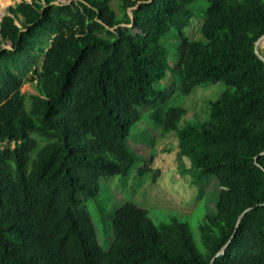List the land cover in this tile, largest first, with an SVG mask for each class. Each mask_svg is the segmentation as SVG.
Returning <instances> with one entry per match:
<instances>
[{
  "label": "trees",
  "instance_id": "obj_1",
  "mask_svg": "<svg viewBox=\"0 0 264 264\" xmlns=\"http://www.w3.org/2000/svg\"><path fill=\"white\" fill-rule=\"evenodd\" d=\"M112 1L20 0L0 22V264H264V63L255 52L264 0H222L248 26L208 15L192 40L193 6L212 0ZM172 31L182 93L227 89L203 123L179 127L185 109L166 108L160 134L175 135L194 182L218 180L219 197L198 237L179 218L161 227L125 202L105 248L86 204L99 201L102 179L128 176L138 160L128 139L142 108L157 112L167 99L157 85L171 67L162 39Z\"/></svg>",
  "mask_w": 264,
  "mask_h": 264
},
{
  "label": "rangeland",
  "instance_id": "obj_2",
  "mask_svg": "<svg viewBox=\"0 0 264 264\" xmlns=\"http://www.w3.org/2000/svg\"><path fill=\"white\" fill-rule=\"evenodd\" d=\"M17 1L20 0H8L2 6L0 22L7 18V9ZM72 1L60 0L62 3ZM201 2L193 6L195 15L185 32L189 39L200 36L199 26L208 15L234 29L248 26L226 2ZM116 3V0L112 1L114 8ZM162 43L169 50L171 67L157 87L167 93V99L158 105L157 112L154 107L142 108L138 124L132 126V134L128 140L138 160L130 174L126 177L102 179L99 201L90 200L86 204L96 225L100 242L105 248L113 237L110 235L114 210L125 202L130 201L146 208L151 218L161 227L167 225L170 219L179 218L190 224L198 237L199 220L212 212L219 197L220 186L214 176H205L194 182L196 175L187 170L190 167L189 160L180 157L175 135L161 136L159 118L166 108L177 107L186 111V115L178 122L179 127H182L185 121L203 123L209 118L210 102L218 99L227 86L224 82L208 83L199 85L191 94L184 95L180 77L174 70L180 58V40L172 31L162 39ZM261 50L264 52V45ZM36 56V59L31 60L28 66L22 69L24 78L31 75L40 65L41 54L37 53ZM23 91H34L31 82L24 84ZM140 169L144 172L140 173Z\"/></svg>",
  "mask_w": 264,
  "mask_h": 264
},
{
  "label": "water",
  "instance_id": "obj_3",
  "mask_svg": "<svg viewBox=\"0 0 264 264\" xmlns=\"http://www.w3.org/2000/svg\"><path fill=\"white\" fill-rule=\"evenodd\" d=\"M130 14L132 15V12L130 11ZM264 45V35H262L257 41H256V44H255V52L256 54L260 57V59L262 61H264V52L261 50V46ZM239 223H237L238 225ZM227 245V244H226ZM225 245V246H226ZM225 246L223 247V249L221 251H219V253H223L224 252V249H225ZM218 253V254H219Z\"/></svg>",
  "mask_w": 264,
  "mask_h": 264
},
{
  "label": "bare ground",
  "instance_id": "obj_4",
  "mask_svg": "<svg viewBox=\"0 0 264 264\" xmlns=\"http://www.w3.org/2000/svg\"><path fill=\"white\" fill-rule=\"evenodd\" d=\"M7 2L8 0H0V11H1L2 6L5 5Z\"/></svg>",
  "mask_w": 264,
  "mask_h": 264
}]
</instances>
